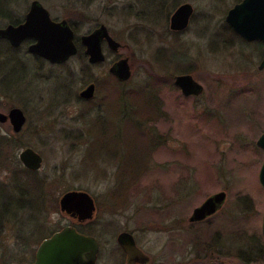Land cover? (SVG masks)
<instances>
[{"label":"rangeland","instance_id":"374dc122","mask_svg":"<svg viewBox=\"0 0 264 264\" xmlns=\"http://www.w3.org/2000/svg\"><path fill=\"white\" fill-rule=\"evenodd\" d=\"M182 1L192 2L195 10L189 24L177 33L152 36L150 43L144 40L137 43L131 36L133 25L142 28L140 31L155 29L153 22L143 20L146 6L143 0H97L87 6L80 5L75 12L79 17L73 21L76 38L103 22L120 43L116 53L109 52L103 43L107 59L91 68L102 90L111 82L107 72L111 61L122 56L126 57L131 72L130 78L123 80V87L142 84L145 76L154 70L151 54L161 41L169 48L173 46L169 49L171 56L176 52L178 58L196 62L192 77L203 85L201 94L195 96H183L174 83L163 88L162 110L166 114L158 119L152 133L162 137V143L156 150L153 147L147 171L129 186L126 204L115 212L110 208L113 201L109 194L117 183L119 168L116 164L125 159V140L114 162L101 163L103 173L97 167L86 172L81 157L87 138L83 135L79 140H72L67 136L73 130H82L86 122H93L97 105L102 109L107 106L110 111L106 95L97 89L94 94L97 105L94 101L90 105L81 104L84 111L78 112L79 104L65 103L68 85L80 88L86 84L81 80L82 64L78 54L59 65L46 64L32 56L23 45L8 50L5 44L9 41L0 38V61L6 60V54L11 55L29 71L12 87L14 90L0 84V110L7 113L12 105L24 109L26 121L15 134L23 140L21 147L34 148L42 155L43 164L38 172L40 177L45 176L51 182L57 196L66 189L79 188L89 191L96 199L97 211L93 219L98 225L94 237L101 243L99 264L115 263V251L120 253L115 247V235L121 229L133 231L138 246L150 258L148 264H187L193 259H197L194 264H264L263 251L262 255L255 254L258 246L263 249L260 228L264 190L257 180L263 150L255 143L264 130V69L256 66L261 56L256 46L242 43L238 37L224 49L221 42L213 40L221 31L220 25L226 22L223 12L234 0ZM27 2L20 0L9 5L11 15L21 17ZM39 2L48 8L51 17L58 18L67 16V9L73 6L66 0ZM132 2L140 13L125 18L120 10ZM5 5L7 2L0 3V9L7 11ZM1 15L0 27L10 21ZM168 25L169 19L167 29ZM184 45L186 55L179 54L177 49ZM103 98V103L99 104ZM84 112L86 116L81 118ZM121 120L114 117L113 121L117 134L126 139ZM10 125L0 122V133L13 134ZM145 127L152 130L150 125ZM21 147L13 150L17 157ZM9 177L5 169L0 171V181L7 182ZM221 190L226 192L221 208L206 219L189 223L191 210L212 192ZM242 196L250 201V207L238 202ZM42 212L43 233H38L40 226L33 230L34 226L27 223L20 228L17 220L8 217L3 220L0 264H26L31 256L29 250L35 249L38 240L57 227L58 220L70 222L67 215L57 207L52 210L49 204ZM18 232L30 234L23 239L26 244L21 243ZM247 248L255 255L252 262L244 263L234 253Z\"/></svg>","mask_w":264,"mask_h":264},{"label":"trees","instance_id":"16d2710c","mask_svg":"<svg viewBox=\"0 0 264 264\" xmlns=\"http://www.w3.org/2000/svg\"><path fill=\"white\" fill-rule=\"evenodd\" d=\"M139 1L141 0H137V2ZM143 2L146 5L142 12L145 18L143 20L146 23L153 22L155 29H143L145 33L141 30L143 31L142 35L140 31L142 28L138 29V25H133L131 36H133L137 43H141V40L150 43L152 36H161L163 32H166V34H170L171 32L177 33L176 31L167 29L166 25L168 23V16L180 4V0H143ZM134 6L133 2L128 3L127 6H122L123 11L119 10L126 15L125 18L132 14L136 17L140 12H138L139 10H135ZM6 12V10L0 9L1 16H6L10 19ZM220 30L219 33L215 34L216 38H213V40L217 41L218 44L221 42V47L224 49L234 43V38L238 36L224 22L220 25ZM225 33L229 35L227 36ZM78 39L79 37L76 38L75 42L78 46L76 54L80 56L82 64L80 70V75H82L81 80L86 83L91 82V80L94 81L98 89L97 91L101 90L106 95L111 109L109 111L106 106L105 110H103L104 113H102L103 111H96L95 116L97 119L95 118L90 124L86 122L82 130H73L67 136L69 135L72 140H79L83 138V135L87 138L84 144V154L81 157V165L82 168L84 166L85 169H83L86 172L97 167L103 173V167H100L102 166L101 163L109 162V160L110 162H114L118 158L119 147L115 146V141L118 139L125 140L126 150L123 153L125 159L117 163L119 168L118 172H116L117 183L109 194V197L113 201L110 208L115 212L122 209L126 204L129 186L137 182L141 177L140 175L147 171V160L152 156L151 150H153V147L156 150L162 143L161 140L163 138L152 133L156 129L158 119H161L162 116L165 117L166 114L162 110L163 102L161 98L163 88L173 85L172 77L174 73H194L196 70L195 65L197 64L195 61L184 60L186 59L185 57L183 59L178 58L176 52L171 56L169 49L173 46L169 48L168 45L161 41V45L155 46L154 52L151 54V60L155 64L154 70L145 76L142 84L138 86L133 85L129 88L123 87L124 81H118L116 76L111 74V82L102 90L101 84L98 83L95 76L91 73V68L93 66H100L102 62L88 64L86 62L87 57L82 51L83 46L78 43ZM5 45L8 50L13 49L8 42ZM186 51L185 45L177 49V52L183 55H186ZM5 58L4 63L2 61L1 64L3 68H7L8 64L12 63L13 67L18 70L17 63L20 62L17 59L8 54H6ZM106 111L111 115V119ZM80 116L84 118L86 113H82ZM114 117H118V119L122 118L119 122L124 127L123 135H125L126 139L117 134L115 121H113ZM146 125H150L152 132L147 130L148 127H145ZM17 136L18 134L15 133L10 135L0 133V171L2 172L5 169L10 174L7 182L4 180L0 181V230L4 225L2 223L3 220L7 217L17 220L20 223V228H24L27 223L32 222L33 229L36 226H40L41 229L43 226L37 221L42 220L41 218L44 215L42 211L48 204L52 210L58 206V201H56L58 194L54 192L51 182L45 176L38 177V171L28 170L18 161L17 154L13 150L21 147L23 140H20ZM238 202L244 204L246 208L251 206L250 201L245 196L239 198ZM20 219H24L26 223H23ZM79 228L83 231L81 226ZM26 235L17 233L18 238L22 240L21 243L23 244H26V239L23 240ZM250 249L236 250L234 254L244 263H249L254 260V253ZM255 254H263L261 246L257 247ZM196 261L197 259H193L187 264H194Z\"/></svg>","mask_w":264,"mask_h":264},{"label":"water","instance_id":"95a60500","mask_svg":"<svg viewBox=\"0 0 264 264\" xmlns=\"http://www.w3.org/2000/svg\"><path fill=\"white\" fill-rule=\"evenodd\" d=\"M193 11L190 3L181 2L169 15L168 29L182 31L189 24V16ZM225 21L227 26L236 31L243 38L254 40L259 39L264 43V0H242L234 3L232 7L225 12ZM26 37H31L34 41L28 43V51L36 56H41L45 60L53 63L65 61L71 55H75L78 50L74 43V34L71 27L64 20L53 21L47 8L43 7L38 0L30 2L28 11L25 12L23 22L11 25L6 23L0 27V38L7 39L10 46L15 47ZM79 44L84 48L83 54L87 56V62L100 63L105 61L106 53L103 50V43L110 52L116 53L120 43L114 39V36L107 31L106 25L101 22L98 28L88 31L87 34H81ZM103 42V43H102ZM257 66L264 68V53ZM108 74L116 76L117 80H127L131 76L130 66L125 56L111 61L107 70ZM188 72L176 73L172 77L173 83L178 86V90L183 96H195L201 94L202 84L199 80L192 77ZM95 90L94 82L88 83L79 92V96L92 98ZM9 120L12 130L20 131L24 123V112L17 107H10L8 114L0 111V121ZM256 145L264 153V130L257 136ZM18 153V160L33 171L42 166V155L31 147H21ZM257 180L264 190V154L262 162L258 168ZM226 192L224 190L212 192L205 200L203 199L198 206L194 207L189 214V222L201 221V219L211 216V213L221 208ZM59 210L70 214L78 220L84 221L93 214V199L89 191L79 188L66 189L58 197ZM264 253V207L262 208L261 228ZM116 242L125 253L126 264L146 263L149 261L146 253L135 245V239L131 232L119 231L115 236ZM98 243L92 235H85L80 231H75L71 225L62 227L39 242L35 249V259L30 264H96Z\"/></svg>","mask_w":264,"mask_h":264},{"label":"flooded vegetation","instance_id":"af4514ba","mask_svg":"<svg viewBox=\"0 0 264 264\" xmlns=\"http://www.w3.org/2000/svg\"><path fill=\"white\" fill-rule=\"evenodd\" d=\"M18 1H20V0H0V3H4V2H7V5L9 6H11V5H13L14 3H16V2H18ZM26 1V0H25ZM31 1H33V0H28V2H27V6L25 7V9H24V12L22 13V15H21V17L20 16H16L15 18L11 15V12H12V7H8L7 5H5L6 7L5 8H7V15L10 17V20L11 21H9V22H6V23H9V24H11V25H14L15 26V24H17V23H21V22H23L24 21V17H25V12L26 11H28V9H29V7H30V2ZM39 1V0H38ZM67 2H70L71 4H73V6L71 7V8H69V9H67L68 10V12H69V14H67V16H65V17H60V18H58V17H51V19L53 20V21H57V20H64L65 21V23L66 24H68L70 27H71V29H72V34H74V32H75V30H76V28H75V25H74V23H73V21H75V20H77V19H79V17L76 15L77 13H75L76 12V10L78 9V8H80V5H82V6H87L88 4H90L91 2L93 3L94 1H97V0H66ZM222 1H225V0H222ZM240 1H242V0H234L233 2H232V4L231 5H233L234 3H238V2H240ZM182 2H184V1H182ZM185 2H187V1H185ZM40 3V2H39ZM181 3V2H180ZM187 3H190V2H187ZM192 3V2H191ZM190 3V5H191V7H193L192 6V4ZM41 4V3H40ZM43 5V4H42ZM179 5V4H178ZM44 7V6H43ZM232 7V6H231ZM231 7H229V8H226V10H225V12H227ZM45 8H47V7H45ZM47 11H48V8H47ZM78 12V11H77ZM225 12H223V16H224V14H225ZM172 13V12H171ZM170 13V14H171ZM193 13H195V10H194V7H193V11H192V13L190 14V16H189V18H190V20H189V22L191 21V16H192V14ZM48 14H49V11H48ZM50 16H51V14H50ZM169 17V16H168ZM224 19H225V16H224ZM5 23V24H6ZM101 22H99L94 28H92V29H90V30H93V29H96V28H98V26H99V24H100ZM226 23V22H225ZM227 24V23H226ZM5 25H3L2 27H4ZM89 30V31H90ZM183 30V29H182ZM174 31H176V30H174ZM232 31H234V30H232ZM176 32H180V31H176ZM88 33V32H87ZM87 33H85V34H87ZM234 33L240 38H238V40L240 41V42H242V43H249L250 45H254V47L256 46L257 48H258V54L261 56V58H260V60H259V62L261 61V59H262V54L264 53V43H263V41H260L259 39H254V40H249V39H246V38H243L242 36H239L238 35V33H236V31H234ZM76 35L74 34V43H75V40H76V37H75ZM34 40L31 38V37H26V39H24L22 42H19L16 46H21V45H23L24 47H26V49L28 50V43L29 42H33ZM103 43V42H102ZM9 44V43H8ZM76 44V43H75ZM10 45V44H9ZM16 46L14 47V48H16ZM10 47H12L13 48V46H10ZM29 53H31V52H29ZM32 56H34L35 58H37V57H39V59H40V61L42 62V63H46V64H52V65H59V63H64V62H66V61H68L69 60V58L72 56H69V58L67 59V60H65V61H60L59 63H53V62H50L49 60L47 61V60H45V59H43V57H41V56H36V55H34V54H31ZM3 61V63H4V61L5 60H2ZM2 61H0V71H1V73L2 72H4V74H3V76L1 77V73H0V84H2V86L4 87V88H6V89H8L10 86H11V89H13L12 87H15L20 81H21V78L20 77H24L25 76V74H28V72L29 71H27V67H25L21 62L20 63H17V68H18V70L16 69V68H14L13 67V65H12V63H9L8 64V66H7V68H8V70H7V68L5 67V68H3L2 67ZM91 64H93V63H91ZM257 64H258V62H257ZM257 64H256V66H257ZM39 67H42L41 65L39 66ZM257 68L258 69H261V68H259L258 66H257ZM264 69V68H263ZM262 70V69H261ZM37 72V70L35 69V73ZM43 73V72H42ZM44 74V73H43ZM42 74V75H43ZM72 80V79H71ZM71 82V81H70ZM89 82H87L85 85L83 84L80 88H75L74 86H72V85H66L67 87H66V89L68 90V92H67V96L68 97H66V99H65V103H70L71 101H74V103H76V104H79L80 106H81V104H85V105H90V104H92L93 103V101L95 102V104L97 105V103H96V99L94 98L95 97V91L97 90V87H96V85H95V90L93 91V96H92V98H86V97H83V96H79V92L81 91V89L84 87V86H86L87 84H88ZM14 90V89H13ZM65 98V97H64ZM63 98V99H64ZM103 100H104V98L102 99V101H98L99 102V104L100 103H103ZM62 103H64V102H62ZM102 105V104H101ZM10 107H16V106H10ZM9 107V108H10ZM82 107L83 106H81V109H77V111L78 112H81V110H83L84 111V109H82ZM17 108H20V109H22L21 107H17ZM79 108V107H78ZM105 108L106 107H104V109H102V106L100 107V105L98 106L97 105V109H96V111H99V112H101V111H103V110H105ZM89 110V109H88ZM1 112H4V111H2V110H0ZM22 111L24 112V109H22ZM8 112H9V109H8V111H7V113H4V114H8ZM77 112V113H78ZM87 112H90V111H87ZM87 112H84V113H87ZM104 112V111H103ZM102 112V113H103ZM24 119H25V112H24ZM25 121H26V119H25ZM25 121H24V123H25ZM0 122H4V121H0ZM6 122H9V124H11V122L9 121V120H6L4 123H6ZM24 123L22 124V125H24ZM12 125V124H11ZM10 125V126H11ZM22 125H21V127H22ZM20 127V128H21ZM11 129H12V127H11ZM116 130H117V128H116ZM14 131V130H13ZM21 131V130H20ZM19 131V132H20ZM119 131V130H118ZM19 132H15L14 131V133H19ZM122 141L123 140H117V141H115V146H117V147H119V152L121 151L120 150V148H121V146H122ZM256 143V142H255ZM38 152V151H37ZM264 154V153H263ZM108 162V161H107ZM109 162H110V160H109ZM42 164H43V162H42ZM23 165V164H22ZM116 166H117V164H116ZM34 170H36V171H39V169L37 170V169H34ZM39 173V172H38ZM40 176V174H38V177ZM58 197L59 196H57V200L56 201H58V206H57V208H58V210H59V200H58ZM91 198L93 199V202H94V205H93V209H94V211H93V214L90 216V217H88L86 220H84V221H81V220H78V219H76L75 217H71L70 216V214H67V213H64V212H62V211H60L62 214H65V215H67L69 218H70V222H67V223H63V222H61L60 220H58V222H56L57 224H56V228H54L53 226L51 227V228H54V229H52L51 231H49V233H47L46 235H44V237H42L41 239H39L38 240V242H37V246H38V244H39V242H41L43 239H46L48 236H50V235H52L55 231H57L58 229H61L62 227H66L67 225H71V227L72 228H74L75 229V231H80V232H82L83 234H85V235H88V234H90V235H92V237L94 238V240H96L97 241V243H98V247H97V250H98V253H99V247L101 246V243H100V240H98L97 238H95L94 236V234H95V232H96V226H98L97 225V223H96V221L93 219V217H94V215H95V213H96V211H97V209H96V205L98 204L97 203V201H96V199H94L92 196H91ZM214 212H216V211H214ZM213 212V213H214ZM212 214V213H211ZM208 217H210V216H208ZM207 217V218H208ZM204 219H206V218H204ZM202 220V219H201ZM37 222H40V224H42V226H43V222H42V220H40V221H37ZM188 222H189V217H188ZM198 222V221H197ZM30 223V225H32V222H29ZM189 223H191V222H189ZM4 224V223H3ZM38 225H39V223H38ZM4 226V225H3ZM82 227L83 228V231L79 228V227ZM33 227V226H32ZM103 228H105V226L103 227ZM36 229V228H35ZM2 230V229H1ZM34 230V229H33ZM41 231H39L38 233H43V231L44 230H42V228L40 229ZM85 230V231H84ZM121 230H123V229H121ZM121 230H119V231H121ZM123 231H127V232H131L132 233V236H133V231H131V230H123ZM32 234V233H31ZM28 235H30V234H28ZM116 236V235H115ZM133 238L135 239V242H136V246H137V248H141V247H139L138 245H139V243H138V239L136 238V237H134L133 236ZM37 246H36V248L35 249H37ZM115 247H116V249H119L120 250V253H118V251H115V258H114V261H115V263H113V264H126V259H125V253H124V251H123V249H121V247H119V245H118V243L116 242V245H115ZM35 249H33L32 251H30L29 250V254L31 255L30 256V259L27 261V263L26 264H30V263H32V261L35 259V255H36V253H35ZM142 249V248H141ZM143 250V249H142ZM97 253V257H98V254ZM148 256V255H147ZM97 257H96V264H99V261H97L98 259H97ZM118 257V258H117ZM149 258V257H148ZM149 261H150V258H149ZM149 261L148 262H146V263H141V264H148L149 263ZM9 264V263H8ZM132 264H139V263H132Z\"/></svg>","mask_w":264,"mask_h":264}]
</instances>
